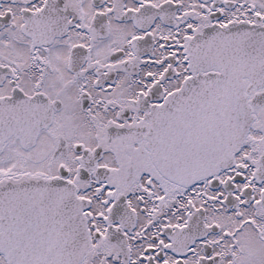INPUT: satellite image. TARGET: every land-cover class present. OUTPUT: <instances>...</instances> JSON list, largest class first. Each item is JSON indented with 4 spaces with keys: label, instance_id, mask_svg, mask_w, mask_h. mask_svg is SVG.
I'll return each mask as SVG.
<instances>
[{
    "label": "snow or ice",
    "instance_id": "obj_1",
    "mask_svg": "<svg viewBox=\"0 0 264 264\" xmlns=\"http://www.w3.org/2000/svg\"><path fill=\"white\" fill-rule=\"evenodd\" d=\"M0 264H264V0H0Z\"/></svg>",
    "mask_w": 264,
    "mask_h": 264
}]
</instances>
